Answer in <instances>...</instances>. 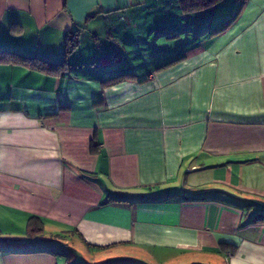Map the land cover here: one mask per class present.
Returning a JSON list of instances; mask_svg holds the SVG:
<instances>
[{
	"label": "crops",
	"instance_id": "crops-1",
	"mask_svg": "<svg viewBox=\"0 0 264 264\" xmlns=\"http://www.w3.org/2000/svg\"><path fill=\"white\" fill-rule=\"evenodd\" d=\"M245 1L211 37L176 0H0V264H64L67 243L264 264V0ZM139 22L176 39L116 36Z\"/></svg>",
	"mask_w": 264,
	"mask_h": 264
},
{
	"label": "rangeland",
	"instance_id": "rangeland-1",
	"mask_svg": "<svg viewBox=\"0 0 264 264\" xmlns=\"http://www.w3.org/2000/svg\"><path fill=\"white\" fill-rule=\"evenodd\" d=\"M234 0H223V2L212 9L205 10L201 12L202 14L198 15V19L196 20V26L194 31L198 34H206L209 33L210 29L214 26L219 25L224 18H227L231 15L234 10ZM243 13V8L239 14V16ZM238 16V18H239ZM219 21H216L215 19ZM237 18V19H238ZM233 25V24H232ZM231 25V26H232ZM207 26H210L207 28ZM230 26V27H231ZM229 27V28H230ZM228 28V29H229ZM171 29H163V27H146L144 26V22H139L134 27H129L127 25H123L121 27L120 34L116 33V36L120 35L121 39H176V38H167L165 35H169ZM190 30V29H186ZM177 36L184 35L182 30L177 31ZM194 32V33H195ZM226 32V31H225ZM223 32V33H225ZM190 33V32H188ZM129 38H128V37ZM127 37V38H125ZM118 39V38H117ZM66 246H57L60 249H55L54 247L50 246L51 249H54L58 253H60L61 259L64 261V264H89L85 257L83 256L82 252L81 255L71 254V246L67 243ZM70 246V247H68ZM68 247V248H67ZM76 251V250H75ZM78 252V251H77ZM86 255V251H84ZM102 260L104 257H100ZM107 259V258H106ZM105 260V259H104Z\"/></svg>",
	"mask_w": 264,
	"mask_h": 264
},
{
	"label": "trees",
	"instance_id": "trees-1",
	"mask_svg": "<svg viewBox=\"0 0 264 264\" xmlns=\"http://www.w3.org/2000/svg\"><path fill=\"white\" fill-rule=\"evenodd\" d=\"M176 1L178 3V6H179L182 14H184V15H190V14L199 15V14H202L201 12L208 10V9H212V8L216 7L217 5H219L223 2V0H176ZM245 2H246L245 0H234V3H235L234 7L235 8H234L233 12L231 13V15L227 18H224L219 25L212 27L210 29L209 33L208 32L207 33L211 37H214V36H218V35L222 34L223 32H225L237 20L243 6L245 5ZM198 18L199 17L197 16V19ZM215 20L219 21L217 18ZM78 32L79 31H74L73 35L77 36ZM188 32H190V30H188L187 33ZM72 42H73V44L76 43L75 37H74ZM71 47H73L72 44L69 45L68 51H66L65 55H68L70 53L69 49H71ZM173 63H174V61L171 62L170 64H173ZM126 76H128V75H126ZM121 78H123V76H119V77H116V78H113L110 80H106L103 82V84H110V82L119 81ZM110 200L118 201V202H127L128 198L117 197L115 199L110 198ZM33 220H34L33 218L30 219L29 224H28V228H27V234L29 237H33L37 232V229L34 226ZM258 221H260V220H258Z\"/></svg>",
	"mask_w": 264,
	"mask_h": 264
}]
</instances>
